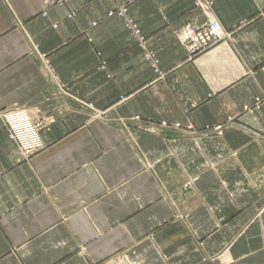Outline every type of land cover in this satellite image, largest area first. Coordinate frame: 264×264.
Segmentation results:
<instances>
[{
    "label": "crops",
    "instance_id": "obj_1",
    "mask_svg": "<svg viewBox=\"0 0 264 264\" xmlns=\"http://www.w3.org/2000/svg\"><path fill=\"white\" fill-rule=\"evenodd\" d=\"M207 1L187 60L195 0H0V264H264V0Z\"/></svg>",
    "mask_w": 264,
    "mask_h": 264
},
{
    "label": "built area",
    "instance_id": "obj_2",
    "mask_svg": "<svg viewBox=\"0 0 264 264\" xmlns=\"http://www.w3.org/2000/svg\"><path fill=\"white\" fill-rule=\"evenodd\" d=\"M195 2L206 14L208 20L199 26L186 24L178 33V41L185 49L188 60L194 59L231 36L211 15L210 1L195 0ZM123 11V9H120L118 12L123 13ZM150 58L151 56L148 57V59ZM0 120L8 129L10 139L16 144L24 157H29L43 147L40 132L47 127V120L34 117L27 109L21 107L0 110ZM159 125L162 128L181 127L178 123L169 125L166 122H161ZM191 128L192 126H187L186 129L191 130ZM214 130L219 132L220 127L216 126Z\"/></svg>",
    "mask_w": 264,
    "mask_h": 264
},
{
    "label": "rangeland",
    "instance_id": "obj_3",
    "mask_svg": "<svg viewBox=\"0 0 264 264\" xmlns=\"http://www.w3.org/2000/svg\"><path fill=\"white\" fill-rule=\"evenodd\" d=\"M226 40V39H225ZM188 60V59H187ZM214 132H217L218 133V131L217 130H214ZM220 132V131H219ZM225 261V260H224ZM102 264H109V263H105V262H103Z\"/></svg>",
    "mask_w": 264,
    "mask_h": 264
}]
</instances>
